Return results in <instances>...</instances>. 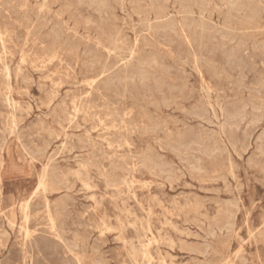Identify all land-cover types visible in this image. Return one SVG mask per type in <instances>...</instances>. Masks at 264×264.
Listing matches in <instances>:
<instances>
[{"label": "rangeland", "instance_id": "374dc122", "mask_svg": "<svg viewBox=\"0 0 264 264\" xmlns=\"http://www.w3.org/2000/svg\"><path fill=\"white\" fill-rule=\"evenodd\" d=\"M0 1V264H264V0Z\"/></svg>", "mask_w": 264, "mask_h": 264}, {"label": "bare ground", "instance_id": "6f19581e", "mask_svg": "<svg viewBox=\"0 0 264 264\" xmlns=\"http://www.w3.org/2000/svg\"><path fill=\"white\" fill-rule=\"evenodd\" d=\"M45 1H46V0H45ZM92 1L95 2V3H96L99 7H101V8L106 7V0H92ZM182 1L185 2V3H188V1H190V0H182ZM0 2H1V1H0ZM1 3H2V2H1ZM1 3H0V4H1ZM13 3H14V2H13ZM123 3H124V2H123ZM236 3H237V2H236ZM259 3H260V2H259ZM20 4H21V3H20ZM21 5H22V4H21ZM19 6H20V5H19ZM22 6H23V5H22ZM22 6H21V7H22ZM23 7H24V6H23ZM42 7H43V6H42ZM17 8H18V7H17ZM24 8H26V7H24ZM243 8H244V7H243ZM246 8H247V7H246ZM20 9H21V8H20ZM26 9H28V8H26ZM43 9H44V8H43ZM263 11H264V10H263ZM257 12H259V11H257ZM257 12H256V13H257ZM8 15H9V14H8ZM155 15H156L157 18H160V16H161V12H159V10H158V11L155 13ZM66 18H67V16H66ZM4 19H5V18H4ZM0 22H1V21H0ZM260 22H261V21H260ZM0 25H3V24L0 23ZM4 25H5V24H4ZM4 25H3V26H4ZM32 27H33V26H32ZM202 27H203V26H202ZM0 28H1V26H0ZM3 28H4V27H3ZM3 28L1 29L2 31H3ZM9 28H10V27H9ZM10 29H11V28H10ZM5 30H6V28H5ZM5 30H4V31H5ZM59 30H60V29H59ZM188 30H189V28H188ZM4 31H3V32H4ZM258 32H259V31H258ZM5 33H6V31L4 32V34H5ZM9 33H10V32H9ZM14 33H15V31H14ZM6 35H7V34H6ZM7 36H8V35H7ZM2 37H3V36H2ZM2 37H1V38H2ZM4 37H5V36H4ZM1 38H0V39H1ZM179 38H180V37H179ZM179 38H178V39H179ZM4 39H5V38H4ZM110 39H111V46H113V48H114L115 51H116V50H122V49H123V43H120V38H118V37L115 36V37H111ZM134 39H135V38H134ZM11 40H12V39H11ZM4 41H5V40H4ZM2 42H3V41H2ZM7 42H8V41H7ZM168 42H169V41H168ZM171 43H172V42H171ZM0 44H2V43L0 42ZM13 44H14V43H13ZM13 44H12V45H13ZM15 44H16V43H15ZM41 44H43V43H41ZM168 44H169V43H168ZM45 45H46V43H45ZM225 45H226V44H225ZM3 46H4V45H3ZM3 46H2V47H3ZM9 46H10V45H9ZM24 46H25V45H24ZM13 47H14V46H13ZM13 47H12V48H13ZM4 48H5V46H4ZM4 48H3V49H4ZM12 48H11V49H12ZM8 49H10V48H8ZM0 50H1V49H0ZM6 50H7V49H6ZM105 50H106V49H105ZM220 50H221V49H220ZM2 51H3V50H2ZM106 51H107V50H106ZM185 51H186V50H185ZM199 51H200V50H199ZM223 51H224V50H223ZM223 51H222V52H223ZM0 52H1V51H0ZM135 52H136V48H131V49H129L128 56H129V57H134ZM219 52H220V51H219ZM193 53H194V52H193ZM224 53H225V52H224ZM228 53H229V52H228ZM21 54H22V53H21ZM52 54H53V53H52ZM258 54H259V53H258ZM107 55H109V54H107ZM228 55H229V54H228ZM195 56H196V55H195ZM23 57H24V56H23ZM226 57H227V56H226ZM2 58H3V57H2ZM62 58H63V57H62ZM13 59H14V57H13ZM20 59H21V58H20ZM23 59H24V58H23ZM3 60H4V59H3ZM38 61H39V60H38ZM21 62H22V61H21ZM23 62H24V61H23ZM23 62H22V63H23ZM204 62H205V60H204ZM4 63H6V62H4ZM8 63H9V62H8ZM22 63H21V64H22ZM10 64H11V63H10ZM16 64H17V63H16ZM31 64H32V63H31ZM245 64H246V63H245ZM0 65H1V64H0ZM33 65H34V64H33ZM117 65H118V64H117ZM18 66H20V65H18ZM21 66H22V65H21ZM75 66H76V65H75ZM206 66H207V65H206ZM32 67H33V66H32ZM196 67H197V66H196ZM1 68H2V67H1ZM19 68H20V67H19ZM19 68H18V69H19ZM35 68H36V67H35ZM54 68H55V67H54ZM69 68H70V66H69ZM206 68H207V67H206ZM16 69H17V68H16ZM33 69H34V68H33ZM55 69H56V68H55ZM39 70H40V69H39ZM42 70H44V69H42ZM209 70H210V69H209ZM209 70H208V71H209ZM215 70H216V69H215ZM234 70H235V69H234ZM247 70H248V69H247ZM19 72H22V71L20 70ZM47 72H48V71H47ZM199 72H200V71H199ZM1 73H2V72H1ZM9 73H10V72H9ZM16 73H18V72H16ZM22 73H23V72H22ZM50 73H51V72H50ZM104 73H105V71L103 70V71H101V73H100L99 75L101 76V75H103ZM200 73H201V72H200ZM227 73H228V71H227ZM7 74H8V73H7ZM47 74H49V73H47ZM51 74H53V73H51ZM60 74H61V73H60ZM60 74H59V75H60ZM5 75H6V74H5ZM140 75H141L142 78H145V77H146L144 71H142ZM247 75H248V73H247ZM16 76H17V75H16ZM56 76H57V75H56ZM224 76H225V75H224ZM2 77H3V76H2ZM39 77H40V76H39ZM46 77L49 78V76H46ZM50 77H52V76H50ZM53 77H54V75H53ZM250 77H251V76H250ZM3 78L5 79V77H3ZM3 78H2V79H3ZM6 78H8V77H6ZM97 78H98V77H97ZM155 78H156V77H155ZM236 78H237V77H236ZM8 79H9V78H8ZM17 79H18V78H17ZM40 79H41V78H40ZM44 79H45V78H44ZM44 79H42V80H44ZM51 79H52V78H51ZM33 80H34V79H33ZM45 80H46V79H45ZM60 80H61V79H60ZM93 80H94V79H93ZM93 80H92V81H93ZM255 80H256V79H255ZM40 81H41V80H40ZM54 81H56V79H55ZM58 81H59V80H58ZM41 82H44V81H41ZM61 82H63V81H61ZM80 82H82V80H80ZM63 83H64V82H63ZM65 83H66V82H65ZM71 83H72V82H71ZM34 84H35V83H34ZM87 84H88V83H87ZM62 85H64V84H62ZM69 85H70V84H69ZM39 86H40V85H39ZM42 87H43V86H42ZM44 87H45V86H44ZM244 87H245V86H244ZM250 87H251V86H250ZM7 88H8V86H7ZM51 89H52V88H51ZM54 89H55V88H54ZM245 89H246V88H245ZM251 89H252V88H251ZM9 91H10V90H9ZM71 92H72V91H71ZM71 92H70V93H71ZM99 93H100V92H99ZM123 93H124V92H123ZM86 94H87V93H86ZM86 94H85V95H86ZM88 94H89V93H88ZM257 94H259V93H257ZM83 95H84V94H83ZM4 96L7 97L5 94H4ZM79 97H81V96H79ZM103 97H104V96H103ZM81 98H82V97H81ZM88 98H89V97H88ZM6 99H8V98H6ZM34 99H35V98H34ZM73 99H74V98H73ZM75 99H76V98H75ZM77 99H78V97H77ZM71 100H72V99H71ZM97 100H98V99H97ZM7 101H8V100H7ZM35 101H36V100H35ZM34 103H35V102H34ZM69 103H70V102H69ZM85 103H86V102H85ZM35 105H36V104H35ZM72 105H73V104H72ZM88 105H89V103H88ZM88 105H87V106H88ZM92 105H95V104H92ZM125 105H126V104H125ZM15 106H16V105H15ZM15 106H14V108H15ZM17 106H19V105H17ZM38 106H39V105H38ZM40 106H41V105H40ZM78 106H79V105H78ZM112 106H113V105H112ZM67 107H68V106H67ZM210 107H211V106H210ZM74 108H75V110H77L78 107H77V108L74 107ZM82 108H83V107H82ZM88 108H89V106H88ZM97 108H98V107H97ZM100 108H102V107H100ZM113 108H114V107H113ZM40 109H42V108H40ZM45 109H46V108H45ZM67 109H68V108H67ZM92 109H93V108H92ZM59 110H61V109H59ZM63 110H64V109H63ZM71 110H72V109H71ZM81 110H82V109H81ZM96 110H97V109H96ZM106 110H107V109H106ZM211 110H212V109H211ZM14 111H15V110H14ZM111 111H112V110H111ZM115 111H117V110H115ZM72 112H73V111H72ZM77 112H78V110H77ZM77 112H76V113H77ZM84 112H85V111H84ZM86 112H87V111H86ZM74 113H75V112H74ZM81 113H82V112H81ZM130 113H131V111H130ZM53 114H54V113H51V114H49V115H50V116H51V115L53 116ZM99 114H100V113H99ZM75 115H76V114H75ZM104 115H105V114H104ZM109 115H110V114H109ZM112 115H113V114H112ZM244 115H245V114H244ZM55 116H56V114H55ZM39 117H40V116H39ZM111 117H112V116H111ZM246 117H248V115H247ZM35 118H36V117H35ZM47 118H48V116H47ZM70 118H71V116H70ZM70 118H69V120H70ZM73 118H74V117H73ZM121 118H123V117H121ZM3 119H4V118H3ZM36 119H37V118H36ZM52 119H53V118H52ZM98 119H99V118H98ZM111 119H112V118H111ZM53 120H54V119H53ZM113 120H114V119H113ZM121 120H122V119H120V121H121ZM0 121H1V120H0ZM70 121H71V120H70ZM70 121H68V122H70ZM249 121H250V120H249ZM122 122H123V121H122ZM122 122H121V123H122ZM35 123H37V121H36ZM38 123H39V122H38ZM44 123H45V122H44ZM84 123H85V122H84ZM100 123H101V122H100ZM103 123H104V122H103ZM114 123H115V121H114ZM246 123H247V122H246ZM70 124H71V123H70ZM37 125H39V124H37ZM42 125H43V123H42ZM120 125H121V124H120ZM113 126H114V124H113ZM39 127H40V126H39ZM58 127H60V126L58 125ZM41 128H42V127H41ZM44 128H45V125H43V129H41V130L44 131ZM60 128H62V127H60ZM92 128H93V127H92ZM95 129H96V128H95ZM155 129H157V128H155ZM235 129H236V128H235ZM235 129H234V130H235ZM237 129H238V128H237ZM237 129H236V130H237ZM62 130H63V129H62ZM119 130H120V129H119ZM91 131H92V130H91ZM116 131H117V130H116ZM118 132H119V131H118ZM120 132H121V131H120ZM50 133H51V132H50ZM116 134H117V133H116ZM116 134H115V135H116ZM119 135H120V134H119ZM107 136H108V135H107ZM109 136H110V135H109ZM121 136H122V135H121ZM23 137H24V136H23ZM114 137H115V136H114ZM46 139H47V138H46ZM112 139H113V138H112ZM120 139H121V138H120ZM132 139H133V138H132ZM216 139H217V138H216ZM118 140H119V139H118ZM108 142H109V141H107V143H108ZM126 142H127V141H126ZM60 143H61V142H60ZM63 144H64V143H63ZM128 145H129V144H128ZM2 146H3V145H2ZM118 148H120V146H119ZM254 151H255V149H254ZM252 154H253V153H252ZM143 156H144V155H143ZM248 156H249V155H248ZM41 157H42V156H41ZM32 159H33V158H32ZM33 160H34V159H33ZM197 160H198V159H197ZM142 161H143V160H142ZM230 165H231V164H230ZM81 167H82V166H81ZM107 168H108V167H107ZM144 168H145V167H144ZM228 172H229V171H228ZM232 176H233V174H232ZM133 179H134V178H133ZM125 180H126V178H125ZM38 186H39V185H38ZM80 186H81V185H80ZM113 188H114V187H113ZM37 189H38V188H37ZM84 189H85V188H84ZM36 191H37V190H36ZM42 191H43V190H42ZM181 198H182V197H181ZM32 201H33V200H32ZM20 205H21V204H20ZM20 205H19V206H20ZM31 205H32V203H31ZM81 205H82V204H81ZM25 206H26V205H25ZM90 206H91V205H90ZM73 207H74V206H73ZM19 208H20V207H19ZM26 208H27V206H26ZM43 208H44V207H43ZM49 209H50V208H49ZM55 209H56V208H55ZM89 209H90V208H89ZM20 210H21V209H20ZM37 210H39V209L37 208ZM91 210H92V208H91ZM35 211H36V210H35ZM40 211H41V210H40ZM42 211H43V210H42ZM47 211H48V210H47ZM73 211H74V210H73ZM73 211H72V212H73ZM37 212H38V211H37ZM37 212H36V213H37ZM75 212H76V211H75ZM143 212H144V211H143ZM34 213H35V212H34ZM91 213H92V212H91ZM44 214H47V212H45ZM48 214H49V213H48ZM73 214H74V213H73ZM86 214H87V213H86ZM23 215H25V217H26V218L24 217L25 219H28V218H27V214H23ZM32 215H33V214H32ZM50 216H51V215H50ZM146 216H147V215H146ZM18 217H19V216H18ZM41 217H42V216H41ZM147 217H149V216H147ZM142 218H143V217H142ZM19 219H20V218H19ZM79 219H80V217H79ZM40 220H41V219H40ZM78 221H79V220H78ZM81 221H82V220H81ZM81 221H80V222H81ZM100 221H101V220H100ZM183 221H184V220H183ZM50 222H51V219H50ZM82 222H83V221H82ZM0 223H1V222H0ZM26 223H27V220H26ZM51 223H52V222H51ZM51 223H50V224H51ZM53 223H54V222H53ZM83 223H84V222H83ZM83 223H82V224H83ZM87 223H88V221H87ZM92 223H93V222H92ZM95 223H96V222H95ZM102 223H104V222H102ZM1 225H2V224H1ZM11 225H12V224H11ZM79 225H80V223H79ZM94 225H96V224H94ZM13 226H14V225H13ZM37 226H38V225H37ZM48 226H49V225H48ZM86 226H87V225H86ZM91 226H92V225H91ZM98 226H99V224H98ZM104 226H105V224H104ZM104 226H103V227H104ZM127 226H128V225H127ZM45 227H46V226H45ZM93 227H94V226H93ZM161 227H162V226H161ZM37 228H38V227H37ZM50 228H51V227H50ZM52 228H54V226H53ZM58 228H59V227H58ZM78 228H79V227H78ZM132 228H133V227H132ZM30 229H31V228H30ZM98 229H99L100 232H101V229H100L99 227H98ZM106 229H107V228H106ZM109 229H110V227L107 229V232L109 231ZM21 230H22V229H21ZM38 230H39V229H38ZM41 230H45V228H44V229H41ZM53 230H54V229H53ZM70 230H71V229H70ZM94 230H95V229H94ZM99 230H98V231H99ZM156 230H157V229H156ZM31 231H32V230H31ZM46 231H48V230H46ZM46 231H45V232H46ZM76 231H77V230H76ZM25 232H26V231H25ZM32 232H33V231H32ZM32 232H31V233H32ZM36 232H37V231H36ZM43 232H44V231H43ZM63 232H64V231H63ZM65 232H66V231H65ZM72 232H74V230H73ZM156 232L159 233V231H156ZM18 233H19V232H18ZM23 233H24V232H23ZM27 233H28V232H27ZM34 233H35V232H34ZM57 233H58V232H57ZM89 233H90V232H89ZM32 234H33V233H32ZM46 234H47V233H46ZM52 234H53V233H52ZM54 234H55V233H54ZM99 234H101V233H99ZM19 235H20V234H19ZM23 235H24V234H23ZM42 235H44V234H42ZM49 235H50V234H49ZM9 236H10V235H9ZM25 236H26V235H25ZM39 236H40V238H41V235H39ZM101 236H102V235H101ZM19 237H20V236H19ZM34 237H36V236H34ZM46 237H47V236H46ZM46 237H45V238H46ZM51 237H52V235H51ZM54 237H55V236H54ZM98 237H100V236H98ZM158 237H159V235H158ZM38 238H39V237H38ZM94 238H95V237H94ZM115 238H116V237H115ZM56 239H57V238H56ZM95 239H96V238H95ZM101 239H102V237H100V240H101ZM148 239H149V238H148ZM158 239H159V238H158ZM50 240H51V239H50ZM59 240H60V239H59ZM96 240H97V239H96ZM113 240H115V239H113ZM116 240H117V239H116ZM28 241H29V240H28ZM37 241H40V239H39V240L37 239ZM41 241H42V240H41ZM45 241H47V239H46ZM67 241H68V240H67ZM103 241H105V240H103ZM24 242H25V241H24ZM35 242H36V241H35ZM42 242H44V240H43ZM48 242H49V241H48ZM48 242H47V244H48ZM51 242H52V241H51ZM99 242H100V241H99ZM147 242H148V241H147ZM154 242H155V240H154ZM25 243H26V242H25ZM57 243H58V242L56 241L55 245H56ZM59 243H60V242H59ZM105 243H106V242H105ZM149 243H150V242H149ZM190 243H191V242H190ZM26 244H27V243H26ZM26 244H25V245H26ZM38 244H39V243H36V245H38ZM40 244H42V243H40ZM73 244H74V243H73ZM15 245H16V243H15ZM51 245H52V244H51ZM63 245H64V244H63ZM52 246H53V245H52ZM56 246H57V245H56ZM14 247H15V246H14ZM25 247H26V246H25ZM25 247H24V248H25ZM36 247H38V246H36ZM116 247H117V246H116ZM119 247H120V246H119ZM119 247H118V248H119ZM139 247H140V246H139ZM12 248H13V247H12ZM55 248H56V247H55ZM64 248H65V247H64ZM68 248H69V247H68ZM75 248H76V247H75ZM118 248H117V249H118ZM140 248H141V247H140ZM208 248H209V247H208ZM10 249H11V248H10ZM26 249H27V248H26ZM39 249H40V248H39ZM81 249H82V248H81ZM12 250H13V249H12ZM12 250H11V251H12ZM15 250H17V249H15ZM53 250H54V249H53ZM138 250H139V249H138ZM9 251H10V250H9ZM13 251H14V250H13ZM22 251H24V250H22ZM43 251H44V250H43ZM62 251H63V250H62ZM121 251H122V250H121ZM121 251H119V252H121ZM47 252H49V251H47ZM50 252L52 253V251H50ZM53 252H54V251H53ZM77 252H78V251H77ZM104 252H105V251H104ZM146 252H147V251H146ZM23 253H25V252H23ZM40 253H41V252H40ZM42 253H43V252H42ZM60 253H61V252H60ZM69 253H70V252H69ZM89 253H90V252H89ZM144 253H145V252H144ZM144 253H142V254H144ZM11 254H12V253H11ZM20 254H21V253H20ZM62 254H63V253H62ZM67 254H68V253H67ZM70 254H71V253H70ZM101 254H102V253H101ZM148 254H149V252H148ZM7 255H8V254H7ZM15 255H16V254H15ZM30 255H31V254H30ZM32 255H33V254H32ZM60 255H61V254H60ZM107 255H108V253H107ZM111 255H112V254H111ZM113 255H114V254H113ZM26 256H27V255H26ZM37 256H38V255H37ZM52 256H54V255H52ZM63 256H64V255H63ZM70 256H71V255H70ZM75 256H76V255H75ZM119 256H120V254H119ZM126 256H127V255H126ZM142 256H143V255H142ZM27 257H28V256H27ZM121 257H122V256H121ZM181 257H182V256H181ZM55 258H56V257H55ZM70 258H71V257H70ZM75 258H76V257H75ZM75 258H74V259H75ZM119 258H120V257H119ZM123 258H124V257H123ZM125 258H126V257H125ZM131 258H132V257H131ZM143 258H144V257H143ZM179 258H180V257H179ZM34 259H35V258H34ZM39 259H40V258H39ZM53 259H54V258H53ZM60 259H63V258L61 257ZM74 259H72V261H73ZM113 259H114V258H113ZM132 259H134V258H132ZM145 259L147 260V258H145ZM156 259H157V258H156ZM5 260H7V259H5ZM54 260H55V259H54ZM163 260H164V259H163ZM163 260H162V261H163ZM189 260H190V259H189ZM25 261H26V260H25ZM38 261H39V260H38ZM55 261L57 262V260H55ZM64 261H65V259H64ZM68 261H70V260H68ZM68 261H65V262H67V263L69 264ZM72 261H70L71 264L76 263L75 260H74V263H73ZM97 261H98V260H97ZM120 261H121V258H120ZM120 261H119V262H120ZM136 261H137V260H136ZM150 261H151V259H150ZM31 262H32V261H31ZM56 262H55V263H56ZM114 262L117 263V261H114ZM180 262H181V261H180ZM186 262H187V261H186ZM186 262H185V263H186ZM11 263H12V262H11ZM11 263H10V264H11ZM50 263H51V262H50ZM52 263H53V262H52ZM12 264H13V263H12ZM17 264H18V263H17ZM133 264H134V263H133ZM135 264H136V263H135ZM143 264H144V263H143Z\"/></svg>", "mask_w": 264, "mask_h": 264}]
</instances>
